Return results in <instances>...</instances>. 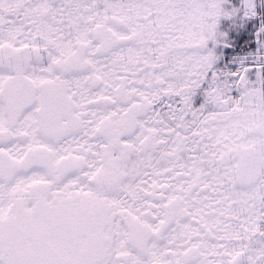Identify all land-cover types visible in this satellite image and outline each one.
Returning <instances> with one entry per match:
<instances>
[{"label":"snow or ice","instance_id":"1","mask_svg":"<svg viewBox=\"0 0 264 264\" xmlns=\"http://www.w3.org/2000/svg\"><path fill=\"white\" fill-rule=\"evenodd\" d=\"M0 264H264V0H0Z\"/></svg>","mask_w":264,"mask_h":264}]
</instances>
